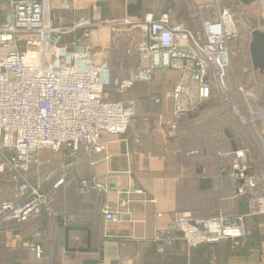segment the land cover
Segmentation results:
<instances>
[{
    "label": "built area",
    "instance_id": "2783aa9c",
    "mask_svg": "<svg viewBox=\"0 0 264 264\" xmlns=\"http://www.w3.org/2000/svg\"><path fill=\"white\" fill-rule=\"evenodd\" d=\"M58 1L62 9H76L86 0H11L8 22L0 26V173L9 170L25 181L15 201L0 203V223L30 221L52 203L53 199L42 193V185L29 186L24 178L33 165H41V152L67 147L76 154L82 149L92 156L102 153V135L125 134L138 115L136 100L111 101L108 90L127 94L137 84L152 83L159 70L180 73L168 97L172 101L169 111H165L164 100H155L162 106L160 126H168L176 134L182 120L214 99L247 130L264 162V102L258 87L240 81L242 77L254 80V71L245 64L238 69L239 47L235 43L241 28L230 5L222 7L217 0L214 16L204 21L201 30H192L187 24L172 25L168 14L159 19L147 16L144 24L130 18L102 19L98 24L79 21L69 28L53 24ZM260 2L264 9V0ZM101 26L121 36L141 29L142 42L126 37L130 38L124 45L126 55L140 58L139 66L126 78L113 79L110 63L87 69L78 65L80 58L95 52L89 41ZM80 29L83 37L70 45L63 43L67 34ZM229 156L233 157L230 176L238 183L237 195L247 198L250 216H263L264 165L257 173L244 150ZM62 184L58 182L56 188ZM91 186L107 193L100 181L83 180L81 194H87ZM125 211L128 213L129 203L121 202L116 209L104 207L102 215L108 223H120ZM173 233L181 234L190 248L227 240L243 245L249 236L244 217L231 218L224 213L202 220L181 214L154 241L169 243ZM9 244L21 246L18 237H12ZM24 246L37 261L43 260L41 244Z\"/></svg>",
    "mask_w": 264,
    "mask_h": 264
},
{
    "label": "crops",
    "instance_id": "0c3cea01",
    "mask_svg": "<svg viewBox=\"0 0 264 264\" xmlns=\"http://www.w3.org/2000/svg\"><path fill=\"white\" fill-rule=\"evenodd\" d=\"M216 1L86 0L76 9H62L58 1L55 3L54 17L60 25L58 27H63L68 22L125 18L144 24L147 16L159 19L168 14L172 25L187 24L192 30H201L204 21L214 16L208 11ZM78 32L77 36L83 37L82 31ZM128 36L136 43L144 40L138 28L124 36L112 32L107 26L95 29L89 41L95 52L80 58L79 67L87 69L110 63L113 79L126 78L140 64L138 55H126L124 45L130 40L126 38ZM75 37L67 34L63 43L70 45L76 40ZM244 64L254 71L252 60H246ZM173 72L178 73V78L173 86H169L165 80L170 75L174 76ZM179 80L178 71L166 69L157 71L152 83L135 85L121 102L136 100L138 115L125 134L102 135V153L92 156L82 149L75 153L77 158L70 163L65 161L70 151L67 147L55 153L47 150L42 153L45 166L38 178L27 184L36 187L50 180L58 179L57 184L67 179L60 188L69 190L73 186L72 190L61 194L60 201L63 207L66 205L63 225L52 223L43 232L42 241L45 240L44 250L47 252L44 264H264V215H249L247 198L237 195L238 183L230 176L233 157L227 154H232V140L226 133L238 126L237 121L225 113L219 102L213 101L194 113L193 130L182 136L183 120L176 134L168 126H160L158 116L162 112L161 105L158 115L146 112L144 100L155 102L157 98L165 101V111L168 112L172 106L168 97ZM252 87L260 89L259 97L263 103L264 86L257 83ZM111 91L113 89H109L108 93ZM216 118L223 120V123L217 122ZM211 126L218 131V134L214 132L215 143H210V139L202 140L203 135L211 132ZM247 148L242 145L237 151L246 150L249 161L256 165L257 173H260L264 162L256 143L253 148ZM198 151L202 154L207 151V154L190 155ZM83 180L100 181L107 193L97 191L98 198L89 199L79 190ZM69 192H73V197ZM15 196L7 201H15ZM121 202L129 203L128 213L125 211L120 223L106 222L102 209L106 206L119 208ZM192 213H196L199 219H209L216 213H224L231 218L244 217L249 236L243 245H238L235 254L226 242L190 249L181 242L162 247L161 243L172 244V240L169 243L154 241L156 235L174 225L177 216H192ZM7 238L9 242L12 238L10 233ZM154 246H158L157 252L152 251ZM146 247L149 250L142 253ZM123 248L125 251L129 249L128 255L122 256ZM24 259L26 257L15 262L39 264L33 252L29 262ZM7 260V264H11L13 258L7 256Z\"/></svg>",
    "mask_w": 264,
    "mask_h": 264
},
{
    "label": "trees",
    "instance_id": "16d2710c",
    "mask_svg": "<svg viewBox=\"0 0 264 264\" xmlns=\"http://www.w3.org/2000/svg\"><path fill=\"white\" fill-rule=\"evenodd\" d=\"M224 1H226V0H224ZM0 2H2V0ZM5 2H8V1L6 0ZM235 2L238 3L237 5L242 6L243 8H246V9L249 8V7H244L239 0H235ZM1 4L2 3H0V5ZM54 13H56V11H54ZM54 13H53V24L56 27H58L60 25L56 22V18L54 17ZM7 18H8L7 12L5 13V11H3L0 8V26H3L8 22ZM93 23L98 24L97 21H93ZM75 24L76 23L68 22V23H65L63 27L71 28V27H74ZM80 30L82 31V34H83V30L82 29H80ZM78 33L79 32L77 30L75 33H71V35L72 36L75 35L76 36L75 39L77 40V39L81 38V37L77 36ZM68 36H70V35H68ZM65 43H66V40H65ZM244 56H245V58H244L245 62H246V60H252L250 51L248 53L246 52V54ZM254 72H255V75L257 76L256 82L260 83L261 85L264 86V73L262 74L260 72H256L255 70H254ZM173 73H174V76L170 75L169 79L167 80V78H166V80H165L169 86H173L174 82L178 78V73L177 72H173ZM110 89H113V91H111L109 93L111 101L121 102V101H124L128 97V93L127 94H120L114 88H110ZM144 102L147 105L146 112H148V114L149 113L152 115H158L159 114V112L161 110V106L159 104H156L158 106L157 107L155 105L154 101H149V100L147 101L145 99ZM218 106L222 107L220 104ZM204 108H205V106L202 107L201 109H199L198 111H196L195 113L199 112L200 110H202ZM194 116H195L194 113H192L191 115H189L187 118H185L181 122L180 133L182 136L186 133L188 135L191 132V129L193 130V125L195 124V118H196ZM226 134L229 135V138H231V140H232L230 143V149H231L232 153H234L238 149H240L242 147V145H246L248 148L254 147V142L251 139L252 137L248 134L247 130L243 126H240V125L235 126L232 131H228V133H226ZM236 136L239 138H236ZM64 148H66V147H62L58 151H55L53 149H49L47 151L55 153V152H59V151L63 150ZM67 149H69L70 151L68 152L69 154L67 155V158L65 159V161H68L67 163H70V162L74 161L77 157H76L75 153H73V150L71 148H67ZM45 151H43V152H45ZM43 152H41V154H40L41 165L40 166L33 165L31 167L30 171L25 174L24 178L27 180V182L30 181L31 183H33V180L38 178L39 173L41 172V170L45 166L44 165L45 163L43 162V156H42ZM1 174L3 177H5V180L8 181L9 183H11L13 185V187L18 192L20 191V188L25 184L24 180L18 179L16 177V175L11 173L9 170H6L5 172L0 173V175ZM57 180L58 179L53 180V181L50 180L47 183L42 184V193L49 195L53 199V201L49 206L44 207L38 216L33 217L30 221H27V222L0 223V264H7L8 263L7 256L11 257V259L13 258V260H11V262H10L11 264H20V263H17L15 261L16 260H23V257H26V259H24V260H26V262H29L30 258L32 257V251L30 248L25 247L24 244H31V245L41 244L44 247V249H46L45 243H44L45 240L42 241V239L44 237L43 232L46 231L47 229H49L50 225H52V223H54L55 225H60V224L63 225L64 218H66V216L64 215V213H65L64 210L66 208V205L63 207L64 204L60 201L61 200V194L64 191L72 190L73 186L69 187L68 188L69 190H64V188H60L62 185L65 184L64 183L65 180H67V179H65V180L63 179V184L60 185L59 187L55 188V185H56L55 182ZM33 186H34V184H33ZM76 187H77V192H78L77 183H76ZM79 190H80V186H79ZM69 195H70V197H73V192H69ZM86 196L87 197L89 196V199H91L93 197L98 198L97 190H95L93 188V186H91L89 188V191H88ZM82 198H86V197H82ZM72 204H74V201H72ZM180 212H184V211H180ZM218 215H219V213L213 214L209 217V219L215 218ZM192 217L197 219V220H202V219H199L200 217L197 216L196 213H192ZM206 219H208V218H206ZM8 233H10V235L12 237H18L20 239V243H21L20 247L12 248L10 246V244L8 242V238H7ZM38 235H40V236H38ZM176 242H181L184 244V246H186L187 248H190V247H188L183 236L179 233L172 235V244L161 243L162 244L161 246L164 247L166 245H174ZM223 242L229 243L233 253L234 254L237 253V249H238L237 241L227 240V241H223ZM202 246H211V245H202ZM202 246H200V247H202ZM157 247L158 246L152 247L151 248L152 251L157 252L158 251ZM190 249H196V248H190ZM148 250H149V248L146 247V248L142 249V253L144 251H148ZM121 254H122V256L128 255L129 249H127L125 251L123 248L121 251ZM46 257H47V252H45L43 260L38 261V263L44 264Z\"/></svg>",
    "mask_w": 264,
    "mask_h": 264
},
{
    "label": "rangeland",
    "instance_id": "374dc122",
    "mask_svg": "<svg viewBox=\"0 0 264 264\" xmlns=\"http://www.w3.org/2000/svg\"><path fill=\"white\" fill-rule=\"evenodd\" d=\"M5 1L6 0H2V2H0V3H2L0 5V8L3 11H5V13L7 12V15H9L10 11H11L9 2L11 0H7L8 2H5ZM220 2H221L220 4L222 7L226 6V4L231 6L232 11L235 13V15L237 17V21L240 24L239 27L241 28L240 29L241 35L235 43L239 47V51L237 52V58L239 61L238 69L240 70V69H242L243 62H245V59H244L245 56L244 55L246 54V52L248 53L250 51V44H251V40H252V33L251 32H253L254 29L264 28V9H263V6H262L260 0L255 5L250 6L248 9L237 5L238 3H236L235 0H226V1L220 0ZM215 4L216 3L214 2V3H212V6H209L211 8L209 9L208 12L209 13L211 12L210 13L211 15H213V13L216 12ZM208 12H206L205 14H208ZM240 81L243 84L249 85L251 87L254 84L257 85L256 79L250 81L247 77H242L240 79ZM252 88H254V87H252ZM213 100L210 101L208 103V105H211L213 103ZM225 113L228 116H231L229 114V112L226 111ZM231 118H233V117H231ZM216 121L217 122L222 121L221 123H223V120L220 121L218 118H216ZM236 123L240 126L242 125L240 122H236ZM215 130L216 129H214L213 126H211V132L210 133H212V135L210 133H206L208 135L207 136L203 135L202 140L210 139V143H215V141H216L215 133L218 134V131H215ZM218 138H220V137H218ZM236 138H239V137L236 136ZM207 145H209V144H207ZM205 152H207V151H205ZM245 152H246V150H245ZM197 153H198L197 155H193V156H202L203 154H205V153L202 154L201 151H198ZM227 155H229V154H227ZM14 175H16V174H14ZM3 179L5 180V177H3L1 174L0 175V203L7 201L11 198L13 199L14 195H16L15 199L19 196V193L12 188V186L8 183V181H6V180L2 181Z\"/></svg>",
    "mask_w": 264,
    "mask_h": 264
},
{
    "label": "water",
    "instance_id": "95a60500",
    "mask_svg": "<svg viewBox=\"0 0 264 264\" xmlns=\"http://www.w3.org/2000/svg\"><path fill=\"white\" fill-rule=\"evenodd\" d=\"M244 7L255 5L259 0H239ZM250 54L253 68L256 72L264 73V32L255 30L252 33Z\"/></svg>",
    "mask_w": 264,
    "mask_h": 264
}]
</instances>
